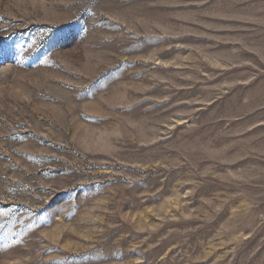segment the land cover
Returning a JSON list of instances; mask_svg holds the SVG:
<instances>
[{"label": "rangeland", "instance_id": "obj_1", "mask_svg": "<svg viewBox=\"0 0 264 264\" xmlns=\"http://www.w3.org/2000/svg\"><path fill=\"white\" fill-rule=\"evenodd\" d=\"M0 264H264V0H0Z\"/></svg>", "mask_w": 264, "mask_h": 264}]
</instances>
